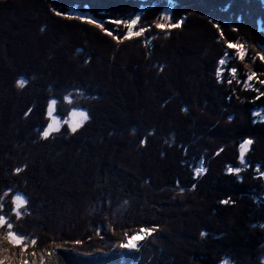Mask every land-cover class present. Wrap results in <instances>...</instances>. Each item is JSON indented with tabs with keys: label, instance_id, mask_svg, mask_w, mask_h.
<instances>
[{
	"label": "trees",
	"instance_id": "1",
	"mask_svg": "<svg viewBox=\"0 0 264 264\" xmlns=\"http://www.w3.org/2000/svg\"><path fill=\"white\" fill-rule=\"evenodd\" d=\"M260 3L0 0V215L13 225L0 227V264H264ZM133 19L150 41L113 23ZM215 97L228 112L214 115ZM74 111L89 117L75 132ZM53 119L59 131L43 138ZM142 228L155 231L121 247Z\"/></svg>",
	"mask_w": 264,
	"mask_h": 264
},
{
	"label": "snow or ice",
	"instance_id": "2",
	"mask_svg": "<svg viewBox=\"0 0 264 264\" xmlns=\"http://www.w3.org/2000/svg\"><path fill=\"white\" fill-rule=\"evenodd\" d=\"M262 2H264V0H262ZM56 14L60 15L61 14V10H56ZM87 22L88 23H94V21L91 20V19H89ZM113 23H116V24L123 23L125 25V27L127 28V34L123 36L124 40L131 39L133 36L139 37V36H141L144 33V29L143 28H141L140 31H136V32L133 31V28H135V26L137 24V20H135V19L131 20L130 22H122V21H118L117 20V21H113ZM180 26H181L180 23L173 22L170 25H168V28H173L174 29V28H179ZM96 27H101V25L99 23H96ZM156 27L157 28H165V25L157 24ZM107 34L109 36H112L113 39H117V36H113L111 31L107 32ZM227 47L229 49H233V48L236 49L238 54H239L240 59H242V60L244 59L245 52L243 50V46L242 45L229 43L227 45ZM260 60L264 61V55L260 56ZM225 63H226L225 59H221L219 61L220 65H224ZM262 74H264V73H262ZM221 75H222V73L218 69L217 70L218 78H220ZM236 75H237V70L235 68H232L231 69V78L228 79V83L229 84L232 83V79L236 78ZM256 78H257V73L252 72L251 74H248L247 75V81L245 82L244 87L245 88L251 87L252 85L249 82H251L253 79H256ZM258 82L260 84L264 85V80H259ZM262 94H264V93H262ZM65 99H67V97H65ZM55 104H56V100L53 99L50 102L49 108H48L49 116L52 115V110H53V107H54ZM72 116L73 117L79 116L80 117V123H82L83 121H86L89 118L88 114L86 112H84V111H79V112L74 111V112H72ZM64 122L66 124L69 123V121H67V120H65ZM78 126L79 125L76 122H73V123L69 124V127L71 128V130L73 132L76 131V128ZM54 130L55 131H59V127L54 128L53 124H49L42 132L43 138H47ZM251 143H252V141L248 140V141H245L244 143L241 144V158H240L241 165H246V161L244 159V153L246 151L247 145H250ZM17 171H20V170L18 169ZM232 171H233V169L229 168V172H232ZM235 171L237 173H239L240 169H235ZM257 171H259V169H257ZM12 203L16 206V209H17L16 215L19 216L21 214L20 213V209L26 203L25 199L22 196H20V195H16L15 198L13 199ZM5 225L7 226V228L9 230H11L12 227H13V225L5 219L4 215H0V227H4ZM153 231H155L154 228L153 229L142 228V229H140L139 233H137L136 235H134V236L129 238V242L127 244H122L121 247L136 248L138 246L137 245V240H144L147 236H151ZM7 239L11 243H13L14 245H21V244L25 243L26 237L23 234L13 233L12 231H8ZM31 243L35 244V240H32ZM23 264H27V261H24Z\"/></svg>",
	"mask_w": 264,
	"mask_h": 264
},
{
	"label": "rangeland",
	"instance_id": "3",
	"mask_svg": "<svg viewBox=\"0 0 264 264\" xmlns=\"http://www.w3.org/2000/svg\"><path fill=\"white\" fill-rule=\"evenodd\" d=\"M260 4H261V8H264V2H262V0H260ZM69 16L68 17H71V18H75V19H79V20H81V21H88L89 19H91V20H93L90 16H88V15H83V14H80V13H73V12H70L69 14H68ZM94 21V23H92L93 25H95L96 26V23H99L98 21H95V20H93ZM142 23L143 22H138L137 24H136V28H138V27H140L141 25H142ZM178 23H181V21H179ZM100 24V23H99ZM101 29H103L104 30V28L101 26L100 27ZM144 29V28H143ZM138 31H140V30H138ZM133 37H136V36H133ZM154 37V34H150L149 32H147V29H144V33L140 36V40L141 41H150L152 38ZM142 48H143V51H144V53H147V51L150 49V46H146V47H143L142 46ZM221 52H223L222 50H221ZM217 53L220 55V52L219 51H217ZM186 61H190V58H187V60ZM168 97V99H169V93L165 96V98H167ZM149 99H151V98H149ZM170 100H171V98H170ZM176 101V100H175ZM209 104H211V106H210V110H212V109H214V106L215 107H220L219 108V110H217V111H214V115H215V113L216 112H219V114H221V113H226V112H228L229 111V109H226V106L225 105H223V104H221L220 103V101H219V99H218V97H215V98H212V99H210L209 100ZM215 104V105H214ZM191 109L194 111V112H196L195 114H197V112H199V113H201L202 114V117L201 118H203L204 116H206V112H202V110H205V109H201L200 107H193V106H191ZM209 110V111H210ZM201 111V112H200ZM198 113V114H199ZM201 118H200V120H201ZM199 119V118H198ZM71 120L72 121H70L69 122V124L70 123H73V122H76L78 125H81L82 123H80V117L79 116H76V117H71ZM53 126H54V128H56V127H59V123H58V120L57 119H53ZM171 131V128H169V130H166L165 129V131H163V132H161V133H169ZM237 132V131H236ZM146 135H148L149 136V134H151V132H146L145 133ZM141 137H143V136H141ZM155 139H157V136H155L154 137ZM167 139V138H166ZM241 139V138H240ZM167 140H169V141H173L174 139L171 137V135L170 136H168V139ZM247 141V140H246ZM176 151L178 152V151H182V148L180 147V145H176ZM113 182L115 183V182H117L118 184H119V182H118V180L117 179H113ZM141 197H142V199H143V194L141 195ZM142 199H141V201H139V208L137 207L136 208V211H137V213H145V210L143 209L144 208V206L147 204V202H143L142 201ZM154 201V200H153ZM152 200H150V202H153ZM128 207V206H127ZM143 207V208H142ZM129 208V207H128ZM121 210H125V208L123 209V205H122V208H121ZM185 212V211H184ZM178 213H183V212H178ZM146 214V213H145ZM174 225V224H173ZM178 224H176V226H177ZM161 227H163V228H169L168 226H164V225H161ZM153 234H151V236H152ZM194 240V239H193ZM154 256H155V254H152V258H154ZM164 263L165 264H167V262H166V260H164Z\"/></svg>",
	"mask_w": 264,
	"mask_h": 264
}]
</instances>
